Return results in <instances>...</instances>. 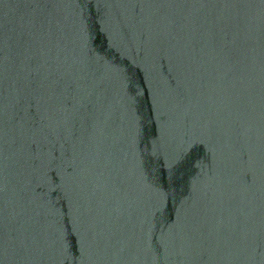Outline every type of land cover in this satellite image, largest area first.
<instances>
[{
  "label": "water",
  "instance_id": "1",
  "mask_svg": "<svg viewBox=\"0 0 264 264\" xmlns=\"http://www.w3.org/2000/svg\"><path fill=\"white\" fill-rule=\"evenodd\" d=\"M0 264H264V0H0Z\"/></svg>",
  "mask_w": 264,
  "mask_h": 264
}]
</instances>
